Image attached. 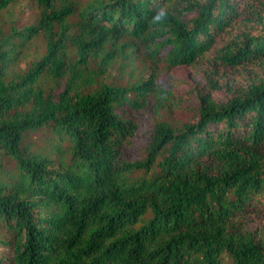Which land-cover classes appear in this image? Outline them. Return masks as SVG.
<instances>
[{
  "label": "trees",
  "instance_id": "obj_1",
  "mask_svg": "<svg viewBox=\"0 0 264 264\" xmlns=\"http://www.w3.org/2000/svg\"><path fill=\"white\" fill-rule=\"evenodd\" d=\"M33 1V22L0 20V264H264L241 224L264 208V0ZM234 28L215 59L256 76L206 77L195 113L128 156L139 115L167 100L156 66L191 65Z\"/></svg>",
  "mask_w": 264,
  "mask_h": 264
},
{
  "label": "rangeland",
  "instance_id": "obj_2",
  "mask_svg": "<svg viewBox=\"0 0 264 264\" xmlns=\"http://www.w3.org/2000/svg\"><path fill=\"white\" fill-rule=\"evenodd\" d=\"M77 5H83L87 0H72ZM38 8L33 0H19L12 4L9 8L0 13L1 23L8 26L9 23H14L17 26H23L33 22L37 18ZM238 32L236 28L231 29L230 33H223L217 37L215 45L205 54L199 56L194 63L188 66H177L172 70L165 71L159 66H156L155 73L157 82L164 90V96L167 100L163 108L150 105L147 110H144L138 117V128L135 137L131 140L125 152L130 157L138 156L142 151V146L147 139L148 131L155 122L160 120L170 121L173 125L179 126L185 119L190 118L198 107L197 90L206 87V77L216 80L225 85L229 84L232 87L243 85L247 81H251L256 76L258 66L241 64L234 67L224 66L215 59L217 48L231 36ZM44 45L40 36L32 39L24 50L17 68L24 69L28 61L34 58L39 53L43 52ZM143 58V57H141ZM144 59V58H143ZM137 68L142 71L144 76H147L151 71L149 66L151 62L136 59ZM16 69V68H15ZM109 75L113 79L122 81L126 78L121 74L117 62L109 70ZM219 95H224L222 89L218 91ZM31 140L40 143L42 135L40 132L31 136ZM243 227L252 233V236L257 241H264V208L252 210L245 214L241 219ZM8 250L0 246V255H5Z\"/></svg>",
  "mask_w": 264,
  "mask_h": 264
},
{
  "label": "clouds",
  "instance_id": "obj_3",
  "mask_svg": "<svg viewBox=\"0 0 264 264\" xmlns=\"http://www.w3.org/2000/svg\"><path fill=\"white\" fill-rule=\"evenodd\" d=\"M161 15H163V14L161 13L160 15H158V16L156 17V19L159 20V19L161 18Z\"/></svg>",
  "mask_w": 264,
  "mask_h": 264
}]
</instances>
